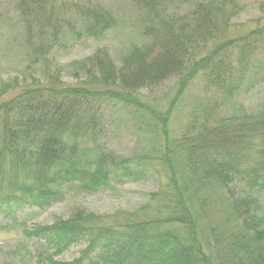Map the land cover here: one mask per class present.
I'll return each mask as SVG.
<instances>
[{
    "label": "rangeland",
    "instance_id": "rangeland-1",
    "mask_svg": "<svg viewBox=\"0 0 264 264\" xmlns=\"http://www.w3.org/2000/svg\"><path fill=\"white\" fill-rule=\"evenodd\" d=\"M87 1L92 7L99 6L109 12L115 22L98 38L86 39L83 34L78 35L82 20L73 10L67 13L69 25L63 27L59 43L50 55V68L61 73L60 81L55 83L60 85L57 89L79 85V80L71 75L74 64L95 51L105 50L119 62L133 46L147 41L142 32V14L131 0ZM197 1L169 0L170 10L187 11ZM263 10L264 0H238L233 19L224 28L227 32L223 34L222 28L218 34L221 36L199 46L196 57L208 56L224 39L248 34L264 21ZM25 37L17 0H0V105L39 81L41 67L39 63H31L33 55ZM235 44L231 47L235 48L232 71L228 76V70L220 75L226 76L229 89H225L224 82L217 85L214 75L211 83L207 79L209 69L199 71L191 67L179 79L170 77L131 95L112 90V98L101 96L99 100L103 103L95 109L100 117L97 129L78 138H67L69 142L76 140L75 156L52 165L47 171V178L56 179L48 186L58 191L61 198L41 210L25 206L13 212L12 217L0 215V264H37L34 254L37 243L23 238L22 224L27 227L50 225L68 218L75 210L84 211L87 216L84 223L93 228L129 225L151 233L170 231L184 239L190 227L177 221L182 213L193 223L194 237L205 259L203 264H264L263 259L257 258L259 249L251 251L250 255L247 253L243 244L247 239H254L253 230L243 228V219L237 214V209L242 212L248 209L245 222L255 223L257 228L264 225V187L250 189L238 183L223 185L214 182V178L197 182L177 148L185 129L195 133L197 123L192 125L194 121L202 124L211 117L215 120L235 115V125L245 120L242 119L245 111L264 110V50L252 52L249 49L244 58L239 52L243 42ZM242 57V63L238 62ZM91 90L106 91L102 87ZM263 149L264 141L255 137L245 140L231 156L220 151L214 155L226 160L238 155L236 168L232 170L238 177L240 173L249 174L255 169L262 174ZM102 157L106 163L102 171H112L111 167L115 169L123 164L143 173V178L96 187L94 181L101 179L102 171L92 172L96 169V161ZM23 169L3 153L0 142V193L13 191V185H16L14 188L32 185L31 175L22 173ZM74 169L89 174L80 179ZM68 174L67 183L59 181ZM82 183L91 186L83 187ZM235 199L239 200L237 205ZM83 246V243L72 245L56 259H74ZM154 258L152 263L139 259L135 264H164L163 257Z\"/></svg>",
    "mask_w": 264,
    "mask_h": 264
},
{
    "label": "trees",
    "instance_id": "trees-1",
    "mask_svg": "<svg viewBox=\"0 0 264 264\" xmlns=\"http://www.w3.org/2000/svg\"><path fill=\"white\" fill-rule=\"evenodd\" d=\"M131 1L142 14V32L147 41L133 46L119 62H115L105 50L95 51L74 64L71 75L79 80V85L57 89L60 85L55 83L60 81L61 73L50 68V55L59 43L63 27L69 25L66 23L67 13L73 10L82 20L78 35L83 34L86 39L98 38L107 32L115 22L114 18L99 6H90L87 0L75 3L71 0H17L19 15L25 25L26 45L33 55L31 63H39L41 69L36 85L0 105V142L3 153L24 167L22 173L31 175L33 182L17 188L13 185V191L0 193V215L12 217L13 212L25 206L41 210L61 198L58 191L48 186L56 179L47 178V171L52 165L75 156L76 140L69 142L67 138H78L97 129L100 117L95 109L103 103L99 100L101 96L112 98V90L131 95L170 77L179 79L191 67L199 71L209 69L207 79L212 83L214 75L217 85L224 82L225 89H229L231 86L225 77L233 68L235 48L231 47L236 45L235 42H243L239 51L243 57L249 49L252 52L264 50L263 21L246 35L220 41L208 56L196 57L200 47L221 36L218 34L222 28L223 34L227 32L224 28L233 19L238 0H198L191 9L183 12L177 8L170 10L169 0ZM243 57L237 61L242 63ZM225 71L228 74L220 77ZM97 87L106 91L91 90ZM242 119L245 120L233 125L235 115L216 117L215 120L211 117L201 120L202 124L194 121L192 125L197 123L194 134L185 129L177 148L197 182L214 178V182L223 185L238 183L250 189L264 187V171L261 174L255 169L235 177L232 170L236 168L239 156L226 160L214 155L220 151L231 156L250 138L258 137L264 141V110L258 113L245 111ZM105 164V157L99 158L92 173L102 171ZM111 169L101 172V179L94 181L96 187L143 178V173L123 164ZM261 169H264V158ZM74 172L80 179L89 174L75 169ZM69 180V174L59 179L62 183ZM82 185L91 186L89 183ZM238 201L235 199V205ZM237 212L243 219L245 227H242L253 230L254 239H247L243 244L247 253L250 255L251 251L259 249L257 258L264 261V225L257 228V224L245 222L250 212L248 209L243 212L237 209ZM180 216L177 221L190 227L184 239L170 231L151 233L129 225L93 228L84 223L87 216L82 210H75L68 218L50 225L27 227L22 224V234L25 240L37 243L34 252L37 264L44 261L49 264H135L139 259L152 263L154 257L159 256L163 257L164 264H203L205 259L194 237L193 223L189 216L182 213ZM261 241L263 243H257ZM80 243L84 246L76 258L68 261L56 259L70 246Z\"/></svg>",
    "mask_w": 264,
    "mask_h": 264
}]
</instances>
